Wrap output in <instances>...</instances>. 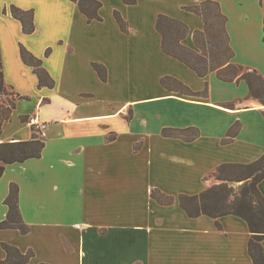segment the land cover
<instances>
[{"label":"crops","instance_id":"obj_1","mask_svg":"<svg viewBox=\"0 0 264 264\" xmlns=\"http://www.w3.org/2000/svg\"><path fill=\"white\" fill-rule=\"evenodd\" d=\"M84 1L100 4L97 18L73 0H0L4 81L23 97L1 128L0 144L32 139L22 118L37 115L48 125L42 156L6 165L0 178V223L17 185L29 228L0 229V258L8 245L32 253L23 264H254L243 218L190 217L180 196L227 183L217 178L223 165L264 156V103L246 80L221 79L224 67L200 76L167 54L157 20L182 23L181 45L206 56L215 7L230 64L264 79V0ZM13 6L34 11L33 33L23 30ZM22 49L40 60L52 86L40 85ZM166 77L196 95L166 88ZM166 128H195L199 135L166 137ZM258 189L264 196V180ZM153 190L173 200L160 203Z\"/></svg>","mask_w":264,"mask_h":264},{"label":"trees","instance_id":"obj_2","mask_svg":"<svg viewBox=\"0 0 264 264\" xmlns=\"http://www.w3.org/2000/svg\"><path fill=\"white\" fill-rule=\"evenodd\" d=\"M77 2L85 13L92 18H97L95 11L100 6L94 1L73 0ZM127 4H135L137 0H123ZM217 6L209 2L207 7ZM264 7V1H262ZM87 6V7H86ZM94 9V11H93ZM195 12H200V7L192 9ZM12 15L19 19L23 24V30L31 34L35 31L34 11H23L16 7H11ZM157 29L163 35L164 51L186 63L194 69L198 75L204 76L209 71L217 68L223 69L218 71V76L226 81H234L244 79L248 82L250 93L253 97L260 99L264 103V79L255 73L240 74L239 68L230 64V60L223 62L219 66L208 68L206 56L181 45L180 41L186 36V27L173 19L166 16H159L157 20ZM229 52L233 55L230 47ZM22 58L26 64L34 67L36 74L39 77L40 85L52 86L53 80L41 68L40 60H37L25 49H22ZM232 57V56H231ZM95 69L104 78V73L101 70L103 67L94 64ZM163 85L171 90L180 91L188 95H196L179 81L166 77L162 80ZM7 85L4 81L2 54L0 50V97L6 95ZM17 99L13 102L10 108L0 106V131L2 126L11 120L12 112L15 109L16 101L23 99L22 96L16 94ZM27 122L28 118H22ZM239 130V124H236L228 133L229 139H232ZM163 135L166 137L181 138L186 141H191L198 137L199 132L195 128L188 129H172L166 128L163 130ZM45 143L40 140L35 134L29 141H20L12 143L0 144V178L4 174L6 165L21 163L28 159L40 158L44 149ZM217 178L221 181L243 182L241 186H230L229 183H222L213 186L212 188L202 192L197 196H180V205L188 213L190 217H198L208 215L214 219H218L225 215H236L243 218L249 226L251 238L249 241V253L254 264H264V196L258 189V184L264 180V156L251 164L247 165H223L217 170ZM19 188L17 185L11 186V191L6 204L9 206V214L6 221L0 223V229L16 228L23 234L29 231V228L21 219L18 206ZM152 198L160 203H170L173 199L165 196L157 190L151 193ZM219 225V224H218ZM8 256L5 260L0 258V264H23L29 261L32 253L27 255L21 254L16 248L4 245Z\"/></svg>","mask_w":264,"mask_h":264},{"label":"rangeland","instance_id":"obj_3","mask_svg":"<svg viewBox=\"0 0 264 264\" xmlns=\"http://www.w3.org/2000/svg\"><path fill=\"white\" fill-rule=\"evenodd\" d=\"M217 9L215 7L210 8L209 10V18L212 24L213 31L211 33V40L209 41H203V45L206 47L205 52L207 56V67L212 68L215 66H219L223 64V62L231 61V52L228 50V45L223 37V35L220 33V25L222 23V20L217 17ZM209 54V56H208ZM211 60V61H210ZM240 74L247 73L248 70L239 68ZM17 99L16 92L12 90L10 87H7L6 95L0 97V106L2 107H8L10 108L13 104V102ZM30 118V117H29ZM29 118L27 120V123L29 122Z\"/></svg>","mask_w":264,"mask_h":264},{"label":"built area","instance_id":"obj_4","mask_svg":"<svg viewBox=\"0 0 264 264\" xmlns=\"http://www.w3.org/2000/svg\"><path fill=\"white\" fill-rule=\"evenodd\" d=\"M28 124L33 128L35 135L40 139L44 140L47 136V123L39 119L37 115L29 118Z\"/></svg>","mask_w":264,"mask_h":264}]
</instances>
